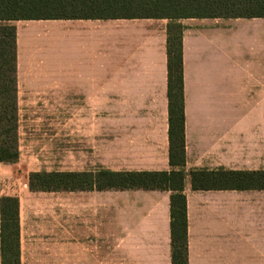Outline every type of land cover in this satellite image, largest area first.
<instances>
[{
	"label": "crops",
	"instance_id": "1",
	"mask_svg": "<svg viewBox=\"0 0 264 264\" xmlns=\"http://www.w3.org/2000/svg\"><path fill=\"white\" fill-rule=\"evenodd\" d=\"M171 22L167 18L8 22L16 28L19 110L73 114L68 118L74 134L69 140V158L75 162L71 172L182 169L188 264H264V188L194 189L191 177L198 170L264 172V17L177 21L182 25L183 167L170 161ZM89 121L90 140L85 137ZM89 159L100 165L89 169L84 162ZM109 192H115L119 242L107 246V238L99 235V246H89L80 224L89 210L96 213L97 222L104 213L106 223L103 202ZM67 193L77 229L73 243L20 248V264H173L171 191Z\"/></svg>",
	"mask_w": 264,
	"mask_h": 264
},
{
	"label": "trees",
	"instance_id": "2",
	"mask_svg": "<svg viewBox=\"0 0 264 264\" xmlns=\"http://www.w3.org/2000/svg\"><path fill=\"white\" fill-rule=\"evenodd\" d=\"M191 17H264V0H0V162L19 159L17 123L16 28L8 22L24 19L167 18L170 161L185 164V117L180 79L182 25ZM9 107L11 109H9ZM194 189L264 188V172L206 171L191 173ZM185 173L172 171L93 172L37 171L29 175L32 191L107 190L142 188L169 190L171 195V246L173 264L187 262V205L183 192ZM2 264H20V202L0 200Z\"/></svg>",
	"mask_w": 264,
	"mask_h": 264
},
{
	"label": "rangeland",
	"instance_id": "3",
	"mask_svg": "<svg viewBox=\"0 0 264 264\" xmlns=\"http://www.w3.org/2000/svg\"><path fill=\"white\" fill-rule=\"evenodd\" d=\"M71 114L66 111H20L17 97L19 159L15 163L0 162V200L4 196L19 198L20 248L69 246L73 243V234L77 233L68 210L67 191L34 192L29 186V175L33 172L69 171L74 167L73 158H69V140L74 138L73 124L72 134L68 124ZM91 128L92 123L89 121L88 135L85 136L88 140L91 139ZM84 162L89 169L100 165L99 161L92 159ZM107 195L106 203L103 202V207H106V223L103 222L104 213L101 222H97L96 213L89 210L86 222L80 224L81 232L87 236L86 244L89 243V246H99V235L107 238V246H117L119 242L116 240L114 222L115 192H109ZM91 202L89 200V203Z\"/></svg>",
	"mask_w": 264,
	"mask_h": 264
}]
</instances>
